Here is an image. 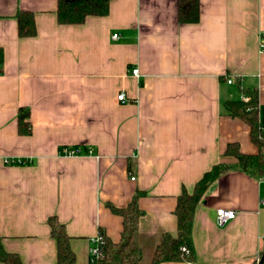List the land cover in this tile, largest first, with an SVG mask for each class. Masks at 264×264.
<instances>
[{
	"label": "crops",
	"instance_id": "0c3cea01",
	"mask_svg": "<svg viewBox=\"0 0 264 264\" xmlns=\"http://www.w3.org/2000/svg\"><path fill=\"white\" fill-rule=\"evenodd\" d=\"M19 10L34 12V36L19 35ZM56 11L57 0H0V243L23 264H57L56 216L76 264H89L101 230L121 237L123 217L110 204L124 207L140 191V243L153 253L163 233L176 232L179 194L229 143L258 152L249 124L226 103L257 90L264 127V0H200L195 23L179 21L178 0H112L108 14L73 24ZM21 107L30 110L29 134L19 131ZM262 196L257 175H221L196 208L194 262L162 264L258 260ZM220 207L236 217L218 224Z\"/></svg>",
	"mask_w": 264,
	"mask_h": 264
},
{
	"label": "trees",
	"instance_id": "16d2710c",
	"mask_svg": "<svg viewBox=\"0 0 264 264\" xmlns=\"http://www.w3.org/2000/svg\"><path fill=\"white\" fill-rule=\"evenodd\" d=\"M112 0H57V18L60 23H83L91 15H106ZM18 33L20 36L36 34L34 12L19 10L17 12ZM178 19L182 23H195L200 19V0H178ZM4 52L0 48V71ZM247 99L229 101L227 110L233 116L242 118L250 126L251 138L258 146L257 153H245L238 143H229L222 159L206 171L196 183L194 189H183L177 198L174 210L176 232H165L156 245L149 264L165 262H194L195 249L192 238L193 220L198 204L204 198L208 188L224 173L233 169H242L252 175L264 173V127L259 118V93L257 90H244ZM19 131L31 133L30 110L21 107L18 113ZM135 193L133 199L124 207L110 204L116 214L123 217V229L118 241L112 240L101 230V256L94 264H141L144 249L140 243V218L145 211L138 205ZM52 235L57 241V264H76V253L72 248V237L67 233L64 224L56 216L49 218ZM185 248V249H184ZM0 260L5 264H23L17 253L7 251L0 243ZM255 260L253 263H255ZM252 263V264H253ZM91 264V262L89 263ZM264 264V262H263Z\"/></svg>",
	"mask_w": 264,
	"mask_h": 264
},
{
	"label": "built area",
	"instance_id": "2783aa9c",
	"mask_svg": "<svg viewBox=\"0 0 264 264\" xmlns=\"http://www.w3.org/2000/svg\"><path fill=\"white\" fill-rule=\"evenodd\" d=\"M114 37L115 38L118 37V34L115 33ZM131 73L135 76H140L138 68H133ZM227 81L229 83H232L233 79L231 77H229L227 79ZM118 99L123 101V102H126L128 100L125 92H120L118 95ZM62 152L66 155H77V154L82 153V151L79 147H64L62 149ZM88 152L91 153L92 150L89 149ZM258 180L261 183H264V173L261 174L260 176H258ZM260 203H261V205L264 206V196H262ZM235 217H236V211L233 209H226L223 207H220L217 209V222L220 225L226 224L228 221L232 220ZM101 240L102 239H101V236L99 234L96 237H93L91 239V242H92V245L90 247V262H91V264H94V262L101 256V246H100Z\"/></svg>",
	"mask_w": 264,
	"mask_h": 264
},
{
	"label": "rangeland",
	"instance_id": "374dc122",
	"mask_svg": "<svg viewBox=\"0 0 264 264\" xmlns=\"http://www.w3.org/2000/svg\"><path fill=\"white\" fill-rule=\"evenodd\" d=\"M151 257H152V250H150V246H148V248L144 251V258H143L141 264H149L150 260H151Z\"/></svg>",
	"mask_w": 264,
	"mask_h": 264
},
{
	"label": "water",
	"instance_id": "95a60500",
	"mask_svg": "<svg viewBox=\"0 0 264 264\" xmlns=\"http://www.w3.org/2000/svg\"><path fill=\"white\" fill-rule=\"evenodd\" d=\"M263 262H264V251H263L262 256L253 264H263Z\"/></svg>",
	"mask_w": 264,
	"mask_h": 264
}]
</instances>
